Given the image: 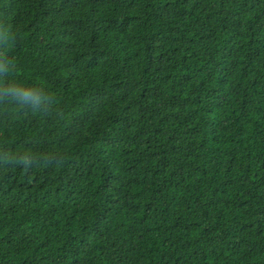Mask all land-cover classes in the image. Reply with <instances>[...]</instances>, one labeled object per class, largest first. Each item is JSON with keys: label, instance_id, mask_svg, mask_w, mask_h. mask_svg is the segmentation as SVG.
Here are the masks:
<instances>
[{"label": "trees", "instance_id": "1", "mask_svg": "<svg viewBox=\"0 0 264 264\" xmlns=\"http://www.w3.org/2000/svg\"><path fill=\"white\" fill-rule=\"evenodd\" d=\"M0 264H264V0H0Z\"/></svg>", "mask_w": 264, "mask_h": 264}, {"label": "clouds", "instance_id": "2", "mask_svg": "<svg viewBox=\"0 0 264 264\" xmlns=\"http://www.w3.org/2000/svg\"><path fill=\"white\" fill-rule=\"evenodd\" d=\"M27 95V94H26Z\"/></svg>", "mask_w": 264, "mask_h": 264}]
</instances>
